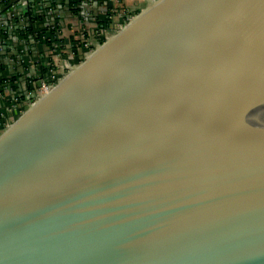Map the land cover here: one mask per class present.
<instances>
[{
	"label": "water",
	"instance_id": "water-1",
	"mask_svg": "<svg viewBox=\"0 0 264 264\" xmlns=\"http://www.w3.org/2000/svg\"><path fill=\"white\" fill-rule=\"evenodd\" d=\"M43 77L0 115V264H264V0H147Z\"/></svg>",
	"mask_w": 264,
	"mask_h": 264
},
{
	"label": "crops",
	"instance_id": "crops-1",
	"mask_svg": "<svg viewBox=\"0 0 264 264\" xmlns=\"http://www.w3.org/2000/svg\"><path fill=\"white\" fill-rule=\"evenodd\" d=\"M81 7L72 9L63 10L62 14L59 12L57 15L58 22H60L63 26L62 29V37L64 38V42L62 44L63 47H67L70 43H73L72 40H83L89 41L96 35L105 31V21L109 18H114V22H119L126 14L129 12L139 8L140 6L144 5L147 0H120L115 2L114 0H80ZM113 3V10L115 14L111 13V15H107L109 10V3ZM1 5V4H0ZM71 7V6H70ZM77 11H79V15L77 16ZM4 13L5 11H0ZM0 13V19L7 20V24L1 26L10 27L14 32V26H19V21L23 18L17 20V18L12 14H6L7 17H2ZM53 18V14L49 15ZM42 18V17H41ZM111 18V19H112ZM46 22V21H44ZM114 23V24H116ZM21 29V28H20ZM5 33L7 32V40H8V31L3 30ZM17 33V32H16ZM75 44V43H73ZM66 45V46H65ZM32 58V56H31ZM36 58V59H35ZM33 58L34 61H38V59H42L39 56ZM9 71L6 70V73Z\"/></svg>",
	"mask_w": 264,
	"mask_h": 264
},
{
	"label": "trees",
	"instance_id": "trees-1",
	"mask_svg": "<svg viewBox=\"0 0 264 264\" xmlns=\"http://www.w3.org/2000/svg\"><path fill=\"white\" fill-rule=\"evenodd\" d=\"M5 0H0V4L4 2ZM109 3V1H107ZM77 2H70L69 6L76 5ZM109 10L107 12V15L113 14V3H109L108 5ZM67 10V9H66ZM74 10V9H73ZM64 12V11H63ZM27 15H32V18L34 20H31L29 22H25L23 24L22 29H17L15 28L14 30L17 32V34L22 38V39H28L29 37L34 38V42H28V45L30 47L38 48V46L42 47V51L44 52V57L42 59H38L37 61V70L38 72L46 75L48 74L53 66H52V54L57 52V49L62 48V44L65 41L64 38L62 37V29L63 26L60 22H58V19L56 17L51 18L49 14H44V13H39V12H33L32 10H29ZM42 17V18H41ZM112 18V17H111ZM111 18L107 19L105 22V28L108 26V24L111 22ZM46 21V22H44ZM7 31V30H6ZM24 31V32H22ZM22 32V33H21ZM9 33V32H8ZM0 37L4 39V41L7 40V32L5 33L1 28H0ZM8 35V39H9ZM2 39V40H3ZM73 43H78V40H72ZM81 43H78L76 48H74V53L77 52L78 48L77 46H81ZM59 47V48H58ZM50 51L48 52V50ZM33 49H29L31 52L30 54L32 55ZM36 59V58H35ZM34 60V59H33ZM36 62V61H35ZM5 75L8 77H3L0 79V89L4 90L6 89V86H11L13 91L18 92V86L15 84V81H21V80H13V77L9 76V73L5 72ZM34 84V83H33ZM4 107L0 108V110H3Z\"/></svg>",
	"mask_w": 264,
	"mask_h": 264
},
{
	"label": "built area",
	"instance_id": "built-area-1",
	"mask_svg": "<svg viewBox=\"0 0 264 264\" xmlns=\"http://www.w3.org/2000/svg\"><path fill=\"white\" fill-rule=\"evenodd\" d=\"M27 1H23V4H26ZM113 13L115 14L116 10H112ZM85 44V42H83V45ZM59 48V47H58ZM78 48V46H77ZM78 51V50H77ZM58 49L57 52L52 54V70L49 72H53L55 70V64H53L54 59H56L57 54L58 53ZM74 51L72 53H70V56L74 55ZM32 58L35 57H40L43 58L44 57V52L43 51H33L32 53ZM37 63L34 64V68L37 67L36 66ZM40 73L38 72V70L35 72L34 71V75L29 76L28 78H24L25 81H23L24 79H22L20 82L19 81H15V84H17L19 91H13L11 86H6L5 91L0 89V108L4 107L3 110H0V115L9 107H11L14 103L18 102L21 98H23V96L29 91V89L35 84L36 81H38L39 79L44 78L43 76H45L44 74L42 75V77L37 76V74ZM48 73V74H49ZM46 74V75H48ZM34 83V84H33Z\"/></svg>",
	"mask_w": 264,
	"mask_h": 264
},
{
	"label": "rangeland",
	"instance_id": "rangeland-1",
	"mask_svg": "<svg viewBox=\"0 0 264 264\" xmlns=\"http://www.w3.org/2000/svg\"><path fill=\"white\" fill-rule=\"evenodd\" d=\"M23 1H25V0H23ZM23 1H22V4H23ZM27 1V3H28V0H26ZM115 2H117V1H120V0H114ZM26 3V4H27ZM35 3H36V6H37V8L38 7H40V8H43L42 7V5L44 4V1L43 0H36L35 1ZM53 5H54V2H53ZM45 8V7H44ZM49 9H50V11L52 10V6L51 7H49ZM41 13H43L42 11H41ZM24 17V16H23ZM114 18L115 17H113L112 19H111V22L108 24V26H106V28H105V30H109V29H112L114 26H115V24L114 23H116V22H114ZM118 23V22H117ZM3 26V25H2ZM10 27H8V25L6 26V29H2V30H7L8 31V29H9ZM17 29H20V28H17ZM15 34H16V36H18L20 39H22L16 32H15ZM14 35V34H13ZM1 36V35H0ZM0 39H3L2 37H0ZM3 41H4V39H3ZM7 41H9L10 42V46H11V50H13L14 48H12V45H13V41H12V39H8V40H6V42ZM90 41V40H89ZM88 41H85V44L87 43ZM78 43H81L82 45L81 46H79L78 47V51H80L81 49H82V47L85 45H83V40H80ZM78 43H75V44H73V43H70L69 45H67V47H62V48H59L58 49V53H59V55L57 54V57H56V59H54V61H53V64H55V67L56 68H58L59 66H61L65 61H66V59L70 56V53H72L73 51H74V48H76V46L75 45H77ZM31 44V43H30ZM29 44V45H30ZM66 46V45H65ZM18 48H21V47H19L18 46ZM42 47H40V46H38V48H35V49H33L32 51H42ZM50 51V49L48 50V52ZM33 53V52H32ZM15 57V56H14ZM13 57V60H15V58ZM33 59V58H32ZM52 61V60H51ZM55 68V69H56ZM37 71V67H35V72ZM23 81H25V79L23 80Z\"/></svg>",
	"mask_w": 264,
	"mask_h": 264
}]
</instances>
